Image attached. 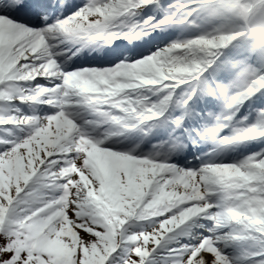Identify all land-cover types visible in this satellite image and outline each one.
<instances>
[{"label": "snow or ice", "instance_id": "1", "mask_svg": "<svg viewBox=\"0 0 264 264\" xmlns=\"http://www.w3.org/2000/svg\"><path fill=\"white\" fill-rule=\"evenodd\" d=\"M177 8V0H0V264H264V150L234 163L170 162L197 137L218 148L264 138V108L219 135L264 94V70L251 74L256 67L202 37L110 67L69 72L56 58L69 46L163 31ZM253 54L264 65V44ZM170 102L182 114L169 123L160 118ZM218 102L213 126H185V117L210 120ZM40 105L55 111L40 115ZM157 124H168V139L151 152L118 146L124 132L147 135ZM225 164L236 175H223Z\"/></svg>", "mask_w": 264, "mask_h": 264}, {"label": "rangeland", "instance_id": "2", "mask_svg": "<svg viewBox=\"0 0 264 264\" xmlns=\"http://www.w3.org/2000/svg\"><path fill=\"white\" fill-rule=\"evenodd\" d=\"M263 1L264 0H184V2H181V0H177L178 8L176 19L172 23L174 24L172 28L168 29L170 30V35L166 37L165 43L175 40H191L197 37L214 40L220 48L231 43L232 48L230 47L224 50L230 58L235 61L250 63L256 67L257 69L254 68L251 74H254L256 70L262 71L264 70V65H262L259 58L253 53L258 52L261 44H264ZM186 5H191V10H189ZM203 47L208 48L210 45L205 44ZM143 53L147 54V51ZM119 56L122 57V54H119ZM128 58H130V56ZM102 67L110 66H100L99 68ZM72 70L73 68L68 69L69 72ZM178 93L179 89L177 90V94ZM177 94H174L173 96L174 101L177 100ZM263 98L264 94L257 92L247 99L234 117L233 124L230 127L222 129L219 135L230 136L233 133V129L243 126V123H254L257 110L264 108ZM170 105L174 106L175 109L169 111ZM211 108L209 115L212 118L208 121L200 120L199 122H201V125L207 123L209 127L213 126L215 124V116L213 114L219 115L223 111V104L218 102ZM181 114L182 110L170 102L168 105V111L165 112L164 116L160 119H166L170 123L171 120ZM246 116L248 117V120L245 122L244 117ZM189 119L190 117H185L184 123L186 127H189ZM166 128H168V124L163 126L157 124L156 127L151 128V131L147 134L148 137L151 138L152 142L150 143L158 145L167 140L169 132L165 135ZM152 132L158 135V137L152 138ZM135 134L139 137L144 135V133L140 131L132 130L124 132V136L122 135L115 139H119L121 143L123 139H128L131 135ZM197 139L203 138L197 137ZM204 140L212 141L211 139ZM249 143H253L254 145H249ZM261 143H264V138L251 139L238 144L236 143L234 144V147L237 146L238 149L244 148L243 154L245 155L244 157H247L264 150V145ZM252 146H257V148L254 149ZM236 150L237 149H235V151ZM143 151L151 152L152 150L144 148ZM224 156L227 157V155H223V157ZM144 226L147 227V222H144ZM90 264H99V262L93 257L90 260Z\"/></svg>", "mask_w": 264, "mask_h": 264}, {"label": "bare ground", "instance_id": "3", "mask_svg": "<svg viewBox=\"0 0 264 264\" xmlns=\"http://www.w3.org/2000/svg\"><path fill=\"white\" fill-rule=\"evenodd\" d=\"M71 3H75V4H82L83 1L82 0H70ZM169 33V32H168ZM167 34V33H166ZM168 36V35H167ZM164 38L160 40V42L157 40L156 44L160 47L164 46L163 42H164ZM146 45V43H143V45ZM128 45V44H127ZM130 45V44H129ZM128 45V46H129ZM133 45V44H132ZM111 45H107L105 47L101 46V44H98L96 41L93 42H89L88 44L84 45V46H77L79 50H76V48H73L71 46H69V50L67 52H63L61 55L57 56V60L59 63H61L62 67L64 68L65 71H68V69L71 68H82L84 66H86L87 64L93 62L95 64H101L103 61L111 59L113 56H116L117 53L119 51H114L116 49V47L111 46ZM139 45H136L135 48L130 46L129 48H124L123 49V56H126L128 53H130V51L135 50L136 48H138ZM142 51L143 49H145L144 47H140ZM133 49V50H132ZM138 50V49H137ZM127 51V52H125ZM94 60V61H92ZM46 83V81H45ZM56 83H59V81H56ZM51 86V85H49ZM15 104L20 107L23 110V114L25 115H31V109L29 108V106L27 104H20L19 101H16ZM39 114L40 115H46V114H50V111H55L54 109L49 108V106L47 105H40L39 106ZM193 126H195V124L197 123V121L193 118H191V121H189ZM9 128H12L13 126H8ZM15 130V129H13ZM196 140H192L191 141V147H187L185 148L182 152L179 153H174V156L170 157V162L174 163V164H178L181 167H186L188 162H185V157L187 154H190V151H194V152H201V145L198 144V142H196ZM129 142H126L125 144H128ZM264 143H262L263 145ZM137 145V144H136ZM134 146V148H142L143 145L141 146V144L138 146ZM208 145L210 148L209 153H203L201 152V158L203 159H213L215 162V158H219L218 154L223 153L222 155H227V157H232L233 154H230L229 151H225L224 146L221 147H217V145L215 143H204V146ZM128 147V146H125ZM132 147V146H131ZM129 148V147H128ZM133 148V147H132ZM243 154H242V149L236 150L235 151V156L233 157L235 160H231L229 159L228 161H217L216 163H234V162H238L240 160H242ZM244 159V157H243ZM186 165V166H185ZM198 166L200 165V163L197 164ZM220 172L225 175V176H231V175H236L235 172L232 171V169L227 165H223L220 168ZM237 244H239L240 242H235ZM226 251H232V248L226 249Z\"/></svg>", "mask_w": 264, "mask_h": 264}]
</instances>
